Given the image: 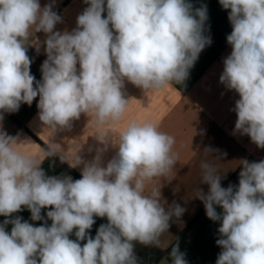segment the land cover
Listing matches in <instances>:
<instances>
[{
  "label": "clouds",
  "instance_id": "9594fccd",
  "mask_svg": "<svg viewBox=\"0 0 264 264\" xmlns=\"http://www.w3.org/2000/svg\"><path fill=\"white\" fill-rule=\"evenodd\" d=\"M84 3L88 7L72 31H54L63 22L54 3L41 7L39 0H0V216L6 217L0 224V264H142L135 245L159 247L173 217L186 211L175 201L166 206L161 196V180L171 183L180 162L175 136L150 120H130L115 135L110 126L118 125L127 111L131 98L123 92L126 80L144 91L186 81L212 43L205 34L207 5L194 8L190 0ZM219 4L230 10L232 26L226 37L232 51L223 59L219 82L239 96L231 109L237 116L233 135H246L264 149V0ZM39 32L46 35L47 58L38 81L30 73L33 61L27 52L34 46L39 53ZM37 96L39 120L52 137L32 155L20 146L33 142L9 135L2 121L4 113L17 112L21 104L31 106ZM82 113L90 117L98 129L94 138L104 146L91 162L78 152L71 156L53 139ZM109 146L116 154L101 166V154ZM51 157L67 163L74 159L72 167L83 165L82 178L46 175L41 165ZM240 161L238 186L227 188L213 164H200V184L209 187L207 193L197 187L194 198L220 224L216 264H264V159ZM49 207L50 226L46 220L33 226L19 216L9 219L26 208L32 221H40L41 210ZM95 217L107 223L93 238L89 230ZM74 230L75 240L70 239ZM81 241L86 243L81 246ZM168 255L171 264H188L178 243Z\"/></svg>",
  "mask_w": 264,
  "mask_h": 264
},
{
  "label": "crops",
  "instance_id": "0c3cea01",
  "mask_svg": "<svg viewBox=\"0 0 264 264\" xmlns=\"http://www.w3.org/2000/svg\"><path fill=\"white\" fill-rule=\"evenodd\" d=\"M41 7L48 3H54L53 10L62 17V23L56 25L54 31H72L77 25V16L88 7L84 0H39ZM194 8L202 4L207 5L208 20L205 33L212 39V43L200 53L198 60L189 70V76L182 85H166L160 90L144 91L127 80L124 83L123 92L129 99L127 111L122 121L116 126H110L113 135L117 134L130 120L143 122L150 120L159 127L175 136V150L179 153V159L174 166L176 177L171 183L161 180L164 186L161 188V196L166 201V206L174 201L186 211L179 218L173 217L170 221L168 232L160 237V246L151 247L140 244L135 245V252L142 264H171L169 252L172 246L179 244L181 252L185 253L188 264H216L217 256L221 248L216 244L219 238V222H213L206 216L204 204L194 198L196 189L208 191L207 184L202 181V161L213 164L221 172V185L227 188L229 184L239 183L242 159L257 161L264 159V149L258 148L251 142L248 136L238 133L233 135L237 116L231 109L235 101L239 99L234 91H228L220 84L219 76L223 71V59L231 54L232 48L227 43V35L232 31L228 20V12L219 4V0H190ZM106 18V12L103 14ZM40 43V51L37 53L34 46L28 47L27 55L33 61L30 65V73L36 80H41V65L47 58L44 53L43 41L46 35L43 32L35 34ZM30 39L34 40V36ZM79 68V65H77ZM223 93V95H222ZM39 97L34 99L31 106L21 104L15 113H9L19 123H15L4 113L2 121L3 129L12 136L19 134L21 140L29 139L30 144L21 145L23 151L32 155H38L41 146L25 132V129L36 136L45 146L48 145L52 133L44 128L38 117ZM97 128L86 114H81L78 120L72 122L70 129L58 131L54 135V142L71 156L76 152L85 162H91L97 155V149L104 147L95 138ZM213 150L212 153L204 151ZM117 149L109 146L101 154V166H106L116 154ZM192 151H197L193 154ZM212 154V155H211ZM219 158L215 160L213 158ZM74 163V159L69 161ZM67 162H61L59 157L47 158L41 167L48 176H70L72 179H81L83 165L72 167ZM72 171V172H71ZM159 187V185H157ZM178 188V191L175 189ZM163 203V201H162ZM51 208L41 210L44 218L40 221H32L31 213L24 208L22 211L12 214L11 218L22 217L33 226H41L45 220L50 226L52 221L47 219L46 213ZM221 211V209H217ZM6 219L0 216V224ZM95 224L89 230V235L95 237L101 224H106V218L95 217ZM12 225L6 226V231L11 232ZM70 235V239L76 237ZM83 246L86 241H81Z\"/></svg>",
  "mask_w": 264,
  "mask_h": 264
},
{
  "label": "trees",
  "instance_id": "16d2710c",
  "mask_svg": "<svg viewBox=\"0 0 264 264\" xmlns=\"http://www.w3.org/2000/svg\"><path fill=\"white\" fill-rule=\"evenodd\" d=\"M10 119L14 120L15 123H17L19 125V123L16 121L15 118L12 117V115H10L9 113H5ZM25 132L30 135L41 147H45V145L36 137L34 136L32 133H30L28 130L25 129ZM72 172V171H71Z\"/></svg>",
  "mask_w": 264,
  "mask_h": 264
}]
</instances>
